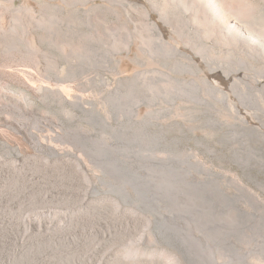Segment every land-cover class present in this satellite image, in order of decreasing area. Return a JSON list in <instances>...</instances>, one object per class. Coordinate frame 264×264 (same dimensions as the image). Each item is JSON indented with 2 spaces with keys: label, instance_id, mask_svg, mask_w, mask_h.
Masks as SVG:
<instances>
[{
  "label": "bare ground",
  "instance_id": "6f19581e",
  "mask_svg": "<svg viewBox=\"0 0 264 264\" xmlns=\"http://www.w3.org/2000/svg\"><path fill=\"white\" fill-rule=\"evenodd\" d=\"M31 1L0 0V220L13 227L10 237L17 247L15 251L20 249V244L25 248L30 242L15 232L20 224L15 218V209L38 200L62 211L48 210L34 216L29 213L30 216L24 215L23 223L38 222L41 236L65 240L66 248L60 259L71 264H202L204 261L206 264H237L233 253L221 254L217 240H210L214 235L207 237L199 233L202 229L196 228L199 227L197 221L190 220L181 209L175 211L162 201L158 204L154 201L152 210L144 209L146 204L143 203H132V208H127L118 198L109 195L105 188L109 184L90 164L94 159L100 161L102 156L98 154L108 149L131 154L140 152L139 158H150L145 153L152 147L142 139L135 142L148 145L143 151L118 146L129 133L139 135L138 132L150 126V121H143L140 116L145 103L139 98L135 104H129L132 123L120 122L112 133L105 135L89 124L100 121L105 126L116 121L115 109L126 106L123 94L114 90L108 98L106 96L105 101L111 106L104 114L100 111L102 105L98 107L101 100L94 99L88 90L81 91L77 85L86 84L85 74L91 57L115 61L118 67L117 61L123 54L128 55L137 42L140 46L147 44L151 51L144 53L154 56V65L166 64H163L164 69L155 67L152 78L145 72L137 73L135 81L147 83L154 78V118L161 122L159 128L180 101L216 106L213 121L218 125H221L220 116L234 115L232 136L240 150L237 163L248 166L247 163L257 158L256 162L262 165L264 159L259 156L264 148L252 142L251 134H257L260 143H264V0L261 5L255 0H100L102 4L97 3L99 0H59L61 5L52 7L55 11L49 14L43 6L29 7ZM43 26L55 29L59 43L73 49L75 60L64 61L57 69V77L53 78L62 81L61 77L67 76L72 87L43 86L42 67L35 62L36 56L42 53L35 32ZM124 34L127 35L125 42ZM178 70L189 75L190 82L186 83L185 75L177 78ZM107 76L91 77L87 84L97 80L98 86L109 90L111 81ZM45 107L56 110L47 113L43 110ZM123 115L118 114L117 120H123ZM250 153L252 158L245 160V155ZM198 155L160 149L153 158L164 174L179 177L184 174L180 171L197 168L204 177L193 176L196 187L202 181H209L210 185L205 186V182L204 188L218 191V199L222 200L219 207L227 209L225 212L230 219L232 213L243 218L246 215L243 225L248 228L253 227L250 222L262 220L264 223V201L260 196L253 194L252 189L246 188L236 177L223 176L222 172L205 166ZM10 190L15 191L10 193ZM95 192L103 196L93 197ZM57 196L63 200L55 198ZM4 206L10 208V213L4 211ZM227 222L232 228L235 218ZM160 235L164 240L165 237L176 240L181 251L177 254L178 250L174 253L161 245ZM258 242L252 247L260 248L263 241ZM147 245L152 248H142ZM253 260L246 264H264V259Z\"/></svg>",
  "mask_w": 264,
  "mask_h": 264
},
{
  "label": "rangeland",
  "instance_id": "374dc122",
  "mask_svg": "<svg viewBox=\"0 0 264 264\" xmlns=\"http://www.w3.org/2000/svg\"><path fill=\"white\" fill-rule=\"evenodd\" d=\"M257 1L260 3V5L262 4V0H255V2H257ZM97 3L102 4V1L99 0ZM60 5H61V2L59 0H32L30 2L29 7H31V8L36 7L38 9L39 6H43V7H45V12L47 14H49V12L55 11L54 10L55 7L60 6ZM47 6H48V9H47ZM41 28L42 29H40L38 31L36 30L35 36L40 41L39 47L42 50V53L38 54L36 56L35 62L39 64L38 65L39 67L40 66L42 67L41 72H42V77H44L43 81L45 82V83H43V86L52 87V89H56L57 88L56 86H58V88H60V87H62V88L72 87L73 86L72 82L67 78V76H64V78L62 76L61 77L62 81H60V80L56 81L57 78L53 79L54 77H57L56 76V75H58L57 69L59 67L63 66V64L65 63L64 61H67L69 59L75 60L74 59L75 56H73V52H72L73 51L72 47L70 48V46H68V45L66 47L65 44L61 45L59 43V41L56 38V33L54 31L55 29H50L49 26L48 27L43 26ZM124 35H123L124 36L123 42H125V40L127 38V35L126 34H124ZM146 45L147 44H145V46L144 45L140 46V44H138V42H137V45L133 46L131 52L128 53V55L123 54L122 58H120L119 61H117V62H119L120 67L116 66L115 61L110 62V61L103 60V58L97 57L98 58L97 59L96 57H91L89 59V62H90L89 63V65H90L89 70H86V74H85V76H87V82H86V84H83L85 87L84 86L81 87V86L77 85V88L81 89V91L82 90L83 91L88 90L87 93L92 95L94 97V99H97V100L99 99V101L101 100L98 107H100L102 105L100 108V111L101 112L104 111L105 112V113L103 112L104 114L108 113L107 110H109L110 106H111L109 101H105L106 96L108 98L109 97L108 95L110 94V92H112L114 90L117 93L123 94V101L126 104V106L124 105L123 108H116L115 109L116 111L113 114V115L116 114L115 119L117 122L115 120H113V121H111L112 124L110 123V124L105 125V126L100 121H93V122H91V124H89L91 127L93 126V128L96 129V131H98V132L101 131L100 133H103V134L105 133V135H109L110 133H112L115 126H118L121 123L122 124L132 123V120H130V118H131L130 105L135 104V101H137L139 98L143 99L145 104H143L141 106L140 116H141L143 121H146V120L150 121V126L146 127L143 131L138 132L139 135L141 134L140 136L134 132L129 133L127 138H125V139L123 138L118 143V146L121 147L124 145V147H127V148L133 147V148H136L137 151H143V149L145 147L150 145L149 147L150 148L152 147V148L145 153V155H149L150 158H145V159L139 158L138 156H139L140 152H138V154L137 153L133 154V152H132V154H131L129 152H124V151L117 152V151H112V150L108 149V151H106L105 153L103 152L102 154H100V153L98 154V155L102 156V158H103V159L101 158L102 161L101 160L97 161L94 159V163L91 162L90 165L92 166V169L96 170L95 173H97L103 179V181L107 183V185L109 184L108 186H105V188L109 191V195L115 196L114 198H116V199L118 198L119 202L121 201L122 206L127 207V208H132V206L135 204L143 203V204H146L144 206V209L150 207L149 209L152 210L154 208L153 207L154 201L155 202L157 201L156 202L157 204L160 201H162L165 204L172 206L170 208L175 210V211H179V209H181L182 212L187 213V216L190 217V220H192L194 222L197 221L196 223L199 224V227H196V228L201 227L200 230L202 229V231H199V233L204 234L207 237L214 235V237L213 236L210 237V240L212 238L217 240V241H215V243L218 244L217 248L221 250V251L219 250V252L221 254H223L224 256H226V252H228V251H229V253H233L234 258H235L234 261L237 264H246V261L247 262L252 261L253 259H254L253 261H255V259L257 261L259 259H261V260L264 259V223L262 220L261 221L259 220L260 222L255 221L254 223H252V222L248 223L250 226H253L252 228H248V227H245L243 225V223H245L244 221L246 220V215L243 218V216H240L237 214L235 216V214L233 215V213H232L231 214L232 218L230 219L227 215V212H225L227 209H222L221 207H219V203L222 202V200L220 201V199H218V195H217L218 191L216 193L215 190L214 191H208L206 188H204L205 184H207L205 186L210 185V184H208L209 181L208 182L205 181L206 183L204 181H202L201 183L198 184L199 187L198 188L196 187L197 185L193 182V179L196 177V175H197V178H199V177L202 178V176H203L197 172V168L191 169L192 171H190V169H189V171H187V172L184 169L185 171H182V172L180 171V173H182V174L184 173L185 175L180 174L181 176L178 177L176 174H173V173L172 174H170V173L164 174L163 170L159 168L160 166L158 167V165H156L157 161L154 160L153 156L155 154H158L160 149L171 150V152H173L175 154H185L186 152L188 154H193V155L199 154L198 157L200 158L201 162L203 161L205 163V166H207L209 168L211 167V169H213L215 171L217 170L216 172H218L220 174L222 172L221 175H223V176L229 175V177H232L234 179L236 177V179H239V181L245 187L247 186L246 188H248L250 190L252 189L251 190L252 193L259 195L261 200L264 201V174H263L264 173V164L261 165V164H259L260 162H256L257 158H254L253 160L251 159L252 162L249 160L250 164L247 163L248 166H244V165L242 166V165H239V163H237V158H238V154H239L240 150L237 149V147H239V146H237V145L235 146V141H234V138L232 136L235 132L234 115H231L228 117L225 115L220 116L221 125H218L217 123H215L213 121L215 119L214 109L216 108V106H214V107L210 106V105L206 106V105L199 103V102H196V101L189 102V101L183 100V101H180L179 105L171 112L172 114L167 115L165 117L166 119L165 118L163 119V121H162L163 126L162 127L160 126L161 128H159L158 123H161V122L158 121L157 118L156 119L154 118V111H155L154 110V103H155L154 102V78L152 79L153 81H151V79L148 80L150 83L149 82H147V83L141 82L140 83L139 80L135 81V77H136L137 73L145 72L146 76L149 75L150 76L149 78H152V77H154V68L159 67L161 69H164L163 64H166V62L155 63V65H154V56L149 55V53L146 56L147 51L148 52L151 51L149 46L148 45L146 46ZM64 48H66V49H64ZM144 51L146 54L144 53ZM115 60H118V56H116ZM116 67L118 68V70L120 72V74H118V75L115 72ZM90 69H92V70H90ZM150 74H152V75H150ZM176 74H177L176 75L177 78L180 77L182 79V76L185 75L186 73L178 70L176 72ZM99 76L100 77H102V76L106 77L107 76V78L111 81V86H110L111 89L108 90L107 88H105L103 86H98L99 82H96L97 80L94 81L93 83L89 84V85L87 84L88 82H90L91 77L94 78V77H99ZM116 79H118V80H116ZM184 80L186 81V83L190 82V76L185 75ZM117 82L120 84H118ZM86 86H88V87H86ZM102 88H104V89H102ZM152 95H153V97H152ZM126 101H128V102L126 103ZM106 103H107V105H106ZM43 110H45V112H47V113H52V111L56 110V108L55 107H52V108L45 107ZM121 113L124 114L123 120H117L116 117H118V114H121ZM151 116H152V118H151ZM118 123H120V124H118ZM155 123L157 126L155 125ZM251 135L253 136V137H251L252 142L254 141L253 143H256V145L259 148H264L263 147L264 143H260L259 139L257 138L258 135L255 133H252ZM136 139H142L148 145L144 144V143L135 142ZM148 141L150 142V144ZM154 143H156L158 146L154 147ZM164 146H167V148ZM91 148H92V146H91ZM94 153H96V152H94ZM141 153H143V152H141ZM251 156H252L251 153L248 156L245 155V157L243 155L245 160L252 158ZM261 157H263V159H264V153L261 156H259V158H261ZM104 159H106V160L104 161ZM109 165H110V167H109ZM185 166H187V165H184V167ZM188 166H191V165H188ZM111 167H113V169ZM161 168H164V167H161ZM106 169H108V170H106ZM175 169L178 171L180 170V169H178L177 166L175 167ZM102 170H104V171H102ZM111 170L112 171L114 170V171L112 172ZM116 174H118L119 176ZM198 175H201V176H198ZM115 176H118V177H115ZM193 176H195V177H193ZM181 178H185V179H181ZM127 179H129V180L126 181ZM187 179H189V181ZM186 180H187V182H186ZM219 189H222L224 191L223 187H220ZM125 190H126V192H125ZM12 191H15V190H12ZM12 191L10 190V193ZM28 191H30V190H28ZM130 191L134 192L133 193L134 195L132 193H130ZM220 192H222V191H220ZM112 194H114V195H112ZM167 194H168V196H167ZM204 194L208 197V199H206V196ZM92 196L93 197H96V196L99 197V196H103V195H101L98 192H95L94 194H92ZM58 197L59 196H57L55 198L59 199ZM59 200H63V199H59ZM167 200H168V202H167ZM192 200L195 201L196 204ZM244 200L245 199H243V201ZM192 202L194 205L191 204ZM132 203H133V205H132ZM29 204H31V203H27L24 205L21 204L22 206L19 205L18 207H16V209H15L16 214L13 212L17 221H19V223L21 224V225L20 224L18 225V227H17L18 229H16L15 232L16 233L19 232L17 234H20L21 237L25 236L26 239L28 241H30V242H28L27 247L23 248L22 244H20L18 246V248H20V249H18V251L16 252L15 251L16 245H15V243L14 244L12 243L14 241V239H12L10 237V236H13V232H14V230L12 229L13 227L9 223H6L4 220H0V264H20V263L21 264H71L68 261H64V260L60 259V257H61L60 254L62 253L63 249L66 248L65 247L66 242H64L65 240L57 239V238H56L57 240H55V239L51 238L50 236L49 237H46L45 235L41 236L40 231L38 230V228H39L38 224H40V223H38V222H34L31 225L29 223H27V224L23 223L25 221L24 215L30 216L29 213L34 216V215H37L41 212L45 213L48 210L49 211L52 210L53 212H58V211H62V210L57 208V206L47 205V204L43 205L42 202L38 201V200H36V202L34 201L33 204H31V205H29ZM52 206L55 207L56 209L53 208ZM212 206H214V207H212ZM3 208H4V211H8L10 213V208L8 206H4ZM4 211H3V213H8V212H4ZM224 213H225V215H223ZM234 218H235V222H233L234 224L231 228L232 224H228L227 221L228 220L234 221ZM223 219H227L226 222ZM217 221H219V222H217ZM238 222H240L239 225H238ZM235 224H236V226H234ZM251 224H253V225H251ZM212 225H213V227H212ZM223 225H225V226H223ZM218 226L220 228H218ZM243 226L245 228H243ZM256 227H257V229H256ZM261 228H262V230H261ZM219 229H221V230H219ZM231 229H234V230H231ZM28 230H29V232H27ZM223 230H225V231H223ZM211 231H212V233H210ZM226 231H228V232H226ZM249 233H250V235H249ZM223 234H225V235H223ZM254 235H256V236H254ZM30 236H31V238H30ZM226 236H227V238H226ZM158 238L160 240L159 243L161 245H163L167 249H170L174 253H176L177 250H178L177 254L181 251V250H179V247H178L179 243H177L176 240H173L172 238H166L165 237V240H166L165 241L161 235ZM230 238H231V240H230ZM258 239L259 240L261 239L263 242H261L260 248L256 247V249H255V246L254 247H252V246L254 245L253 243H255V242L259 243ZM165 245H167V246H165ZM222 245H223V247H222ZM125 246H127V245H125ZM249 247L252 249H250ZM142 248L151 249L152 247L147 245V247L142 246ZM246 248L249 249V251ZM254 249L257 251V253ZM259 249H261V250H259ZM241 253H242V255H241ZM116 255H115V257H116ZM48 257H49V259H47ZM239 257H241V258H239ZM243 257H245V258H243ZM251 258H253V259H251ZM52 260H54V261H52ZM238 260H240V261H238ZM8 262H10V263H8ZM202 264H206L205 261Z\"/></svg>",
  "mask_w": 264,
  "mask_h": 264
}]
</instances>
